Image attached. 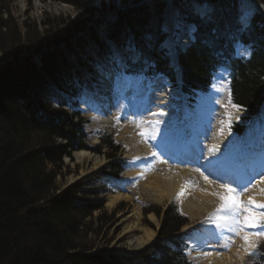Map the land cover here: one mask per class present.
<instances>
[{
  "label": "trees",
  "instance_id": "16d2710c",
  "mask_svg": "<svg viewBox=\"0 0 264 264\" xmlns=\"http://www.w3.org/2000/svg\"><path fill=\"white\" fill-rule=\"evenodd\" d=\"M44 1L66 3L88 19L98 11L89 5V0ZM207 1L214 6L215 19H237L236 12L229 8L230 0ZM4 7L0 0V44L3 38L9 37L13 46L7 51L0 50V55L12 58L0 66V264H122L111 255L104 257L103 252L89 254L92 250L89 235L96 236L101 230L93 231L92 215L104 206V199L98 195L105 188L84 180L57 195L56 179L63 168V158L71 157L73 151L102 154V148L107 147L106 157L110 161L103 171L116 177L123 167L113 161L118 147L109 137H104L100 146L90 148L78 112L62 109L68 97L77 94L78 77L74 78L71 64L64 59L67 54L58 51L59 54L53 56L51 51L55 52L59 43H68L67 50L74 53L75 46L69 39L82 31L88 20H79L68 27L73 31L70 36L68 28L64 32L59 29L65 20H60L59 27L51 32L46 19L47 22L42 23L45 33L41 37L26 21L21 30L10 10ZM160 10L161 4L152 13L140 9L120 13L117 22L110 26L108 39L120 44L129 31L131 39L140 47L146 34L158 33ZM252 23L247 42L256 45L255 52L247 62H237L232 67L231 78L233 102L248 113L257 111L264 98V21L258 17ZM213 27L219 33L224 31L217 24H202L201 36L207 35ZM29 36H33L32 40ZM90 37L106 51L104 43L94 33L91 32ZM227 45L223 39L215 49L198 42L179 56L184 89L206 85L211 71L223 64ZM43 48H46L44 52ZM141 49L144 60L149 61L156 72L173 79L169 60L158 48L142 46ZM24 51L30 53L24 54ZM46 52L49 54L45 55ZM37 53L42 54L38 66L29 55ZM152 212L159 217L162 211L155 205L144 208V215ZM111 218L113 220V214L107 218L102 215L96 221L105 220L103 227H106ZM162 218L158 240L175 235L187 222L169 205ZM181 244L179 238L172 242L173 248L155 243L151 254L142 255L140 264H190L183 256ZM261 249L262 255L255 264H264V244Z\"/></svg>",
  "mask_w": 264,
  "mask_h": 264
},
{
  "label": "rangeland",
  "instance_id": "374dc122",
  "mask_svg": "<svg viewBox=\"0 0 264 264\" xmlns=\"http://www.w3.org/2000/svg\"><path fill=\"white\" fill-rule=\"evenodd\" d=\"M35 1H38L39 4L41 5V7H38V9H36ZM102 2H103V5H101ZM125 2H126V0H125ZM125 2H123L122 0H89V2H88L89 5L91 7H93L94 9L99 10L98 13H94L92 15L93 19L91 20V19H88V17L82 16L80 13L77 12L76 9L72 8L70 5H68L66 3L63 4L60 2H50V1L46 2L44 0H3V4L5 6L4 8H7V10L8 9L10 10L12 18L15 21H17L18 27L21 28V30L24 28L23 25H24V22L26 21L29 25L34 26V31H35L34 33H36L37 35H39L41 37H43V35L45 33L42 31V29H43L42 23L44 21L47 22V20H49L48 29H50V31L52 32L54 30V28L59 27L58 24H60V20H62V19L65 20V23H62L59 27L60 31L64 32V30L66 28L72 26L73 23H76L79 20L81 21V20L87 19L88 21L86 22V24H89V25H91L92 23L94 24V22H99V20L102 19L106 15V13L109 12L108 9L111 8L110 6H116V8L124 7ZM62 7H64V9H62ZM103 7H105V8H103ZM102 8H103V10H102ZM105 9H107V10H105ZM215 18L216 17L214 16V19ZM107 20L109 21V18ZM107 20L102 21V23H105ZM70 28H68L66 30H70ZM119 32L123 33V30L120 29ZM69 34L71 36V34H73V31L70 30ZM126 35L128 36V33H126ZM32 37L29 36V39L32 40ZM78 37H80L79 34H77L76 37L71 38V40L69 41L71 43V45H73L74 42H77ZM9 41H10L9 37L3 38L2 42H1L2 44H0V50H4V51L10 50V48L13 46V44L9 43ZM87 43H88V41H87ZM67 44L68 43H66L65 46H63V47L66 48ZM63 47L57 46L55 52L53 49L51 51L53 53V56L55 55V53H57L56 54V56H57L59 54L58 51H61V49ZM45 49L46 48H43L42 51L44 52ZM84 51H85V49H84ZM23 53L26 54V53H30V52L24 51ZM29 55L32 56L31 60L34 62H37V60L39 59L38 56H42V54H39V53L29 54ZM70 57H74L75 59H78L76 56H73L72 53L70 54ZM66 58L68 59V54L66 55V57H64L65 60H67ZM11 60H12V58L10 56L7 57V56H4V54H1L0 55V66L6 62H10ZM71 67L74 69H77V66L74 64H71ZM148 88H149V86H148ZM218 89L220 92V95L218 96V100H217V103L219 104V108L216 110L214 115L205 113L208 116H204L202 118L203 124L209 123L213 126V127L210 126L212 128V131L209 132V134L206 136V140H205L206 143L208 145H210V147H213V144H211V143H212L213 135H216V134L219 137L218 139H221L223 137L228 136L229 141L232 140L233 145H235V143H236V141L234 140L235 137L233 135L229 134V130L226 127H223V131H221L223 123L226 121V116L229 114L231 115L232 110H234V109L228 105L227 94L225 91V82L221 83L220 85L218 83ZM154 90H156V89H153V91H151V100H150L149 104L147 105V107H145L144 110L143 109L140 110L138 115L133 116L132 118L129 117V119L127 121L123 122L126 124L114 123L112 125H109L108 127L105 126V128L103 129V131H106L107 133H113V135L116 136L115 140L121 144V149L119 150V152H120L119 155H121V158L123 157L127 160L128 169H130V170L134 169L133 158L136 157L137 155H136V152L133 151V148L131 147L132 143H130L127 138L132 137L134 135L135 137H133V138H135V139L138 138L139 140H141L143 143H145V145L147 147H150V149L152 151L155 149V147H153L154 144L162 143L166 150L172 152L174 149L172 138L174 136H177V135L182 136L190 129L189 125H187L184 131H179L177 133V131H176L177 128L174 127V125L176 123L175 120L177 118V116H176L177 114H175V113H177V111H176L174 114L171 115V117L168 121H166V119H159L161 128L165 127V122H167L169 125L172 126V129H173L170 132L169 136L166 137L163 141H161V138L158 136L156 141L149 140L148 142H145L138 135L139 129L136 127V122L143 120V121H151V122L155 123L156 118L154 117L155 115H153V113L157 114V113H159V111L162 110V108H160V105H161L160 97L162 98V95L158 94L159 92L156 93L157 90L156 91H154ZM141 91H142V89L140 91H136L135 95L131 99L132 103H134L136 101V98H137V96H139ZM170 92L173 93L174 91H170ZM176 98L177 97L175 96V100H174L175 102H176ZM132 103H131V105H133ZM118 121L121 122V119H119ZM209 124H208V126H209ZM120 125H124V127L129 126V128L132 129L131 132H133V134H127L124 137L120 136V131H119ZM111 126L113 127V129ZM93 127H96V126H92V123H91L86 128L87 133H89V142L92 146L94 145V143L91 142L92 137L94 135L95 136L101 135V133H103V131H102L99 134L98 132H96V130L94 131ZM118 132H119V134H118ZM209 150H207L208 153H210ZM74 153L75 152L72 153L71 158L65 157L63 159V162H62L63 168L61 170L60 175L56 179V184H57V189H58L57 195H61V193H63L65 190L71 188L72 185L79 184V183H81L87 179H92L96 185L101 184V183H102L101 185L107 184V186L109 188V193H107L105 196L106 200H108V195L117 194V192L124 193L126 195V197H128L127 200H120L119 201V203L122 202L125 205L119 207L118 209L114 210V208L117 205L111 209L108 208L107 206L106 207L104 206L102 208V210L95 211V213L92 215V220L94 221V225L92 226L93 231L96 230V228H100L101 230H100V233L96 236H94V234H91V236L89 235V239H91V241L88 244L92 247V250L89 253L104 252L105 256H108L111 253L115 254V249H117V247H119V245H123L130 236L134 235V236L140 237L143 235V231H136L133 233L123 234V228L126 226V224L129 223L131 220H135V217L129 216L127 218L126 216H128L131 213V211L134 209V207L137 206V204L140 201H143L144 203H147V204H150L151 202L155 204L156 202L152 198L150 199L148 196L143 194L140 186L138 188V186L135 185L134 180H131L130 182H128V181H125V182L117 181L116 182L111 177L108 178L105 176V178H102L103 175H101V170L103 167L106 166V163H107V159L105 158V156L103 157V156L95 154V153H92V154L90 153L92 156L90 158V160L84 159V160H82V162H77L75 159ZM215 154H217V152ZM221 155L217 154V156L214 158V161L217 159V157H221ZM234 155H233V158H235ZM96 157H98V160H100V161H101L100 157H102V161H103V162L101 161L102 166H100L99 169H97L94 173L91 174V172L88 169L93 166L92 164H93L94 159ZM201 160H202L201 164H204V166L203 165L202 166L197 165L194 169H192V172H194V173L196 172L197 176H199V177H201V175H200L201 172H203L204 175L207 176V174L205 173L206 172L205 170H206L208 159L206 157L205 158L203 157ZM167 163H168V161H165V158L160 159L158 156L156 164L154 166L150 167L151 170L149 171V173H152L153 176L159 177L158 181H162L167 176L166 172L170 171V169H171L167 166ZM173 169L175 170V168H173ZM221 170L224 171L223 169H221ZM71 178H73V179L75 178L74 179L75 181L71 182ZM131 179H133V177ZM190 181L192 182V187L186 189L185 195L186 196L190 195V197H193L194 196L193 193L196 192L197 190H199V185H198V183H196V179L195 180L191 179ZM203 181L205 182L204 179H203ZM208 181L210 183V192H208V193H211L212 197L215 198V196L218 195L217 192H218V189H219V186L221 185V183L219 182V180L218 181L217 180L212 181L209 177H208ZM180 182L182 183V181H180ZM184 183H186V182H184ZM253 192H254V190H252L251 193L249 192L247 197H249V198L252 197ZM221 194L222 195L224 194L222 188H221ZM247 201H248V199L246 200V202ZM167 202L168 201L165 200L161 204H158V203H156V204L159 207H163V205L167 204ZM178 203H179V206H181L180 201H178ZM207 207H205L206 211L205 210L203 211L197 207V211H195V212L191 211L186 206L183 209H181L182 213L185 216L187 215V217L189 218L188 225L186 226V228L183 231L187 230V231H192L193 233H196V231H197V234L199 233L203 237V239L193 238V237L189 238V243L191 244V248H190L189 252H190V258L192 260H194V257L192 256V254H193L192 252L195 251V249L197 248L196 245L198 243L203 244L207 240V238H205V234L202 231L200 226L203 224H208V223H206L207 218L216 212L217 208L219 207V204H214V201L212 200V201L208 202ZM181 208H182V206H181ZM140 210H141V208H140ZM261 211H264V210H261ZM194 213H196V214H194ZM111 214H113L114 218H113V220H112V218L110 219L111 222L108 223L106 227H103L104 226L103 222L105 220H103V222L102 221H98V222L96 221V218L99 216L104 215L107 218ZM138 219L140 221L141 229H143V230L144 229H150V230L155 232V237L153 239V242H155V240H157L156 236L158 233V227H160L159 224L161 223V219H163L162 213L159 215V217L154 215V219H152V220L148 217V215L145 216L144 214L141 213V216ZM164 239H161V240L164 241ZM262 240H264V238L256 239L255 244L257 245ZM87 241H89V240H87ZM153 242L150 244V246L153 244ZM141 255H139V256H141ZM197 264H199V263H197Z\"/></svg>",
  "mask_w": 264,
  "mask_h": 264
},
{
  "label": "snow or ice",
  "instance_id": "6c2138e0",
  "mask_svg": "<svg viewBox=\"0 0 264 264\" xmlns=\"http://www.w3.org/2000/svg\"><path fill=\"white\" fill-rule=\"evenodd\" d=\"M189 3L191 7L190 15L194 16L200 23L191 21L189 13L178 9L165 19L158 33L145 35L146 47H156L166 58L175 60L178 52L187 51L197 42L215 49L218 42L223 39L230 44L234 58L247 59L251 57L253 46L244 42V36L250 32L255 10L248 6L246 0H239L237 13L238 27L234 31L221 34L213 27L205 36H201L200 27L202 24L213 22L214 9L207 0H182L181 8L187 6ZM142 61L143 50L134 39H129L122 46H110L107 64L99 65L98 70L105 79L112 82L114 91L120 94L139 84V74L134 76L129 69L137 64H141ZM228 103L235 111L245 110L241 106L232 103L230 93ZM153 115L156 114L153 113ZM257 115L264 122V107L260 109ZM237 119L239 118L237 117ZM136 127L139 129L138 135L145 142L149 140L156 141L158 136L163 141L173 130L172 126L167 122H165V127L161 128L159 121L155 123L143 120L137 121ZM223 127H226L229 130V134H231L232 117L230 114L226 116V121L223 123L221 131H223ZM176 131L178 133L179 129ZM230 144H232L231 141ZM153 147L162 148L163 144L157 143ZM217 151L218 149L215 147L209 150L211 155H214ZM151 155L155 157L157 156V152H152ZM229 162L227 148L221 157H217L215 161H210V163L218 167H226ZM200 175L205 182H209L208 176H205L203 172ZM208 175L212 176L214 181H221L224 194L219 196L221 203L216 212L207 218L206 223L218 230L220 234H231L223 244L225 249L231 246L233 237L240 236L244 243L252 248V251L248 252L249 257H255L258 245L251 244L250 241L253 237L264 238V211H261L264 210V203H256L255 197H250L246 203L240 199L244 192L248 190L247 184H237L235 180L228 179L226 174H221L215 169L210 170ZM257 175L261 177L260 182H264V160H262V170ZM190 187H192V182H186L184 188L177 193V198H181L185 194L186 189ZM261 191L264 192V189ZM204 255H211V253H204Z\"/></svg>",
  "mask_w": 264,
  "mask_h": 264
},
{
  "label": "bare ground",
  "instance_id": "6f19581e",
  "mask_svg": "<svg viewBox=\"0 0 264 264\" xmlns=\"http://www.w3.org/2000/svg\"><path fill=\"white\" fill-rule=\"evenodd\" d=\"M151 6L154 9H156L157 3L159 0H152ZM169 1V0H164ZM172 1V0H170ZM143 0H127L125 3V7H127L130 10L133 9H140L142 10L145 5H143ZM150 4V3H149ZM36 9L38 7H41L38 1H35ZM261 6L264 8V3L261 2ZM66 7V6H65ZM67 8V7H66ZM64 9V7H62ZM68 9V8H67ZM218 26H220L224 31L220 32L221 34L228 32V31H234L238 25L237 21L233 17H222V19H219L215 22ZM92 33L95 35L98 34V31L95 29L91 30ZM128 39L126 37L122 38V41L120 45H124ZM142 42H145V39L142 40ZM113 45V43L111 42ZM142 48V45L140 46ZM45 55L49 54L48 52L44 53ZM66 55V54H65ZM65 57V56H64ZM234 62L233 64L243 63L242 59L239 58H233ZM153 85L154 88H160L162 89V83L157 80L154 82ZM165 88V87H164ZM162 98V104L164 111L163 114L160 115L162 119L169 118L170 113L173 112L174 107L176 106L174 104V96L172 94H168L167 90L162 89L161 91ZM205 99L201 100L203 102ZM103 104L109 105L108 103L104 102L102 99ZM101 102V103H102ZM203 105H201V109H203ZM216 108V107H215ZM214 109H210V112H214ZM79 109L82 111H87L86 105H80ZM189 116V115H188ZM190 117V116H189ZM238 116H233V120L237 119ZM191 126H193V133L196 135L197 141L194 142L192 145L188 146L187 148H183V159L178 158V161H183L186 159H197L199 160L201 157H206L208 159L207 162V171L210 170H217L221 174H226L228 179L235 180L237 184L244 185L247 184L248 186H251L254 190L253 196L255 197L256 203H264V192L261 190L264 189V182H260L261 177L257 175L262 170V160H264V155L261 156L259 154H253L255 151V147L248 150L244 156H239L227 169H223L224 172L221 170V167H218L210 161H214V158L217 156V154L211 155L208 153V149H211L213 147L217 148L218 150H223L226 144L228 143V136L223 137L221 139L216 138L213 136L212 143L213 147H210V145L205 144L202 145L201 141L203 140V137H201L200 133L204 136L205 126L201 123L197 117L192 118ZM103 120L108 123L109 119L107 117L103 118ZM100 123V121H99ZM97 125L96 121L93 120V126ZM120 130V136H126L127 134H133L132 129L129 127H124L121 125L119 128ZM119 136V135H118ZM134 135L132 137H129L128 140L130 143H132L133 151L136 152V157L133 158V170H127L126 172L121 174V177L118 179V181H128L134 180L135 185L140 186L143 194L148 196L150 199L152 198L156 203L161 204L163 201H171L172 199L176 198L178 201H180L182 208L185 206L188 207L191 211L195 212L197 211V207L201 210H205L209 201H214V204H220L221 201L219 199V196L221 194V188L218 189V195L212 197L210 192V183L204 182L202 177L197 176L196 172H192L189 169H170V171L166 172L167 176L162 181H158L159 177L153 176L152 173H149L151 170V160L152 156L150 151V148L145 146V144L139 140L138 138L135 139ZM86 142L88 143V140L86 138ZM91 142L94 144L97 143V138L95 135L92 137ZM254 144L253 141H251V146ZM245 149H247L246 145L244 146ZM75 159L77 162H82L84 159H89L92 157L89 152H85L82 150V152H75ZM101 161H102V157ZM100 160H98V157L94 159L93 166L90 167L88 170L92 173H94L97 169H99L100 166H102ZM103 162V161H102ZM237 162V164H236ZM150 168V169H148ZM231 170V172H229ZM177 172V173H176ZM83 175V174H82ZM133 177V179H131ZM212 177V176H211ZM255 177V178H254ZM213 178V177H212ZM75 179V178H74ZM73 178H71V182L75 181ZM195 180L196 183L199 185V190L194 192V196L190 197V195L186 196L185 194L181 198H177V193L181 191L182 188H184L185 183L190 180ZM182 181V183L180 182ZM251 181V183H249ZM255 181V183H254ZM70 182V183H71ZM72 184V183H71ZM136 186V187H137ZM234 186V185H233ZM251 188V187H250ZM250 193L252 190L249 191ZM128 197L124 193H117L114 195H109L108 200L106 201V205L108 208H113L116 205H118L120 200H127ZM248 198L244 197V202H246ZM206 204V205H205ZM213 206V205H212ZM208 208V207H207ZM196 214V213H194ZM135 217V220H131L129 223L126 224V226L123 228V234L133 233L136 231H143L142 236H130L126 242L123 245H119L117 249H115V254L124 255V256H131L135 254L141 253L143 250L147 249L149 245L153 242V239L155 237V232L150 229H141L140 221L138 218H140V209L138 207H134V209L131 211V213L126 216L128 217ZM125 217V218H126ZM151 220L154 219V215L148 216ZM206 234L213 238L215 242L217 243V247H210L206 248L205 251L201 254H196L195 259L197 263L199 264H251L253 259L252 257H249L248 252L252 251V248L244 243L243 240H240L238 238L233 237L231 240V246L227 249L223 247V244L228 240L230 237L229 233H223L220 234L218 230H216L214 227L210 226L205 228ZM255 237L251 238L250 243L254 244ZM232 243H235L234 245ZM247 249V250H246ZM204 253H211V255H204Z\"/></svg>",
  "mask_w": 264,
  "mask_h": 264
},
{
  "label": "water",
  "instance_id": "95a60500",
  "mask_svg": "<svg viewBox=\"0 0 264 264\" xmlns=\"http://www.w3.org/2000/svg\"><path fill=\"white\" fill-rule=\"evenodd\" d=\"M102 10H103V8H102ZM99 11V10H98Z\"/></svg>",
  "mask_w": 264,
  "mask_h": 264
}]
</instances>
